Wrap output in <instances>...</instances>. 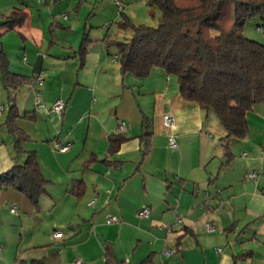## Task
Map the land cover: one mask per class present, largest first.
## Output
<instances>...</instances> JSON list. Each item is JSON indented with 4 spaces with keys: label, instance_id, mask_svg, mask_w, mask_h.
I'll list each match as a JSON object with an SVG mask.
<instances>
[{
    "label": "crops",
    "instance_id": "obj_1",
    "mask_svg": "<svg viewBox=\"0 0 264 264\" xmlns=\"http://www.w3.org/2000/svg\"><path fill=\"white\" fill-rule=\"evenodd\" d=\"M91 42L84 56L71 45L72 50L51 60L38 52L32 63L19 59L14 65L1 47L10 70L22 76L18 86L31 81L19 93L21 99L16 96L19 117L33 125L43 123L40 116L49 119L45 134L41 126L33 135L28 126L19 125L40 143L25 148L23 141L22 146L37 153L50 180L53 210L62 199L73 206L81 224L72 217L57 220L62 227L74 224L70 234L49 236L57 248L27 243L22 257H1L0 264H74L78 259L83 264H264V103L249 111L248 135L231 141L228 159L222 145L225 130L216 129L198 103L184 99L175 75L154 67L147 77L127 73L123 78L111 51ZM37 75L43 76V84ZM0 83L7 89L1 65ZM59 98L67 102L60 127L50 124ZM4 110L2 104L0 115ZM166 113L175 118L171 126L164 123ZM83 123L86 138L81 144L76 127ZM171 135L177 148L169 145ZM111 136L126 138L114 153L109 152ZM2 142L0 174L17 155L15 140L9 147ZM67 143L71 147L60 151L58 146ZM252 171L255 179L247 176ZM145 206L150 216H137ZM112 216L117 220L109 222ZM207 222L216 230L209 231ZM168 249L176 253L165 256Z\"/></svg>",
    "mask_w": 264,
    "mask_h": 264
},
{
    "label": "trees",
    "instance_id": "obj_2",
    "mask_svg": "<svg viewBox=\"0 0 264 264\" xmlns=\"http://www.w3.org/2000/svg\"><path fill=\"white\" fill-rule=\"evenodd\" d=\"M146 4L160 11L158 26L136 24L120 11L122 17L116 25L130 35L124 40L106 35L109 53L111 46L117 47L123 78L127 73L147 77L154 67L175 75L185 100L198 103L207 115H217L225 130L222 145L230 159L231 141L248 135L249 111L264 103V43L244 34L247 20L258 17L264 21V0H146ZM27 17V11L13 10L0 23V36L22 25ZM88 44L85 34L81 56ZM0 65L5 87L17 89L22 76L10 70L1 49ZM18 117L15 104H11L6 124L15 136L17 155L13 166L0 174V189L16 188L38 207L50 180L43 175L37 153L23 148L28 136L17 125ZM147 135H142L144 154L149 151ZM125 139L111 136L109 152H116ZM21 155H27L23 163ZM30 264L47 263L33 260Z\"/></svg>",
    "mask_w": 264,
    "mask_h": 264
},
{
    "label": "rangeland",
    "instance_id": "obj_3",
    "mask_svg": "<svg viewBox=\"0 0 264 264\" xmlns=\"http://www.w3.org/2000/svg\"><path fill=\"white\" fill-rule=\"evenodd\" d=\"M121 7L125 15L129 16L136 24L151 26H158L159 24L160 11L147 5L146 0H121ZM15 9H26L29 12V17L24 24L14 29L5 30L0 36V49L1 47L4 48L9 54L12 65L20 60H23L26 64L28 59L32 63L38 52L41 55L47 54V61L51 60L52 56L64 55L65 51L72 50L71 45L80 48L85 34H88L90 38L89 43L92 40V44L98 43L100 46H105L104 48L107 45L104 41L106 35L114 40H124L126 35H130V32H125L116 25V21L120 20L122 16L120 8L114 0H0V23L5 19V16ZM258 25H264V21L258 17L247 20L244 25V34L251 39L264 43V31H260ZM110 51L112 53L111 57H113L117 54V47L111 46ZM29 83L31 81L26 80L17 89H9V91L0 83V99L2 100L0 106L5 105V110L0 115V139L8 147L11 144L13 145L15 140V136L11 135L8 125L5 123L11 102L16 103L15 106L18 105V97L21 99L22 96L19 93ZM56 83L58 82L56 81ZM36 87L38 89L43 88ZM58 88L57 84L55 89L58 90ZM36 93L37 91H34V100L39 98ZM17 95L18 97H16ZM95 98L101 99L97 94ZM53 111L55 117L51 116L53 118L50 119V124L52 126L59 124L58 127H60L62 116L59 117L54 109ZM204 114L206 113L204 112ZM22 117L25 116H21L16 120L18 126H28L32 134L36 127L41 126L43 133H46L45 128L49 125V121H47L49 119L40 116L43 123L33 125L32 122L34 121L30 122ZM208 117L210 121L215 123L216 129L223 128L215 113L210 112ZM86 125V123H83L76 127V137H78L81 144L86 138ZM24 142L25 148L40 146L39 141L33 136ZM45 143L48 144L49 140ZM26 156L20 157V163L25 161ZM60 173L64 175L63 172L60 171ZM49 184L50 182L48 186ZM49 193L48 191L43 195L37 207L23 192L16 188L0 189V258L11 257L16 254H18V257H22L27 243L43 245L44 247L41 248H48L49 246L57 248L59 244L49 240V236L50 238L53 236L54 229L62 232L63 235L70 234L72 233L73 222L81 224L80 217L74 212L73 206L70 207L68 203L66 204V201L60 199L57 209L53 210L54 198ZM55 199H57V196ZM12 207H16L15 212L11 211ZM136 215L139 216L138 212ZM71 217L74 219L73 222L65 224L63 227L57 224L58 221H68Z\"/></svg>",
    "mask_w": 264,
    "mask_h": 264
},
{
    "label": "built area",
    "instance_id": "obj_4",
    "mask_svg": "<svg viewBox=\"0 0 264 264\" xmlns=\"http://www.w3.org/2000/svg\"><path fill=\"white\" fill-rule=\"evenodd\" d=\"M115 3L119 6L120 11H122L123 9H122V7H121V2H120V0H115ZM258 29H259L260 31L263 32V31H264V26H263V25H259V26H258ZM113 60H114V61L117 60V55H114V56H113ZM36 81H37L39 84H42L43 81H44L43 76H42V75H37V76H36ZM65 108H66V102H65V100H63L62 98H59V99H57V100L55 101L54 106H53V109L57 112V114H58L59 117H61V116L63 115V112H64ZM163 119H164V123H165L167 126H171V125L174 123V121H175L174 116L171 115L170 113H166V114H164ZM120 130H121L122 132L125 130V122H124V121H121V122H120ZM71 145H72L71 143H67V144H65V145H59L58 147H59V150H60V151L65 152V151H67V150L71 147ZM169 145H170L172 148H177V147H178V144H177V142L175 141V139H174V137H173L172 135L169 137ZM256 175H257V173L254 172V171L249 172V173L247 174L248 177L253 178V179H255ZM95 201H96V198H95L94 200L90 201V202H89V205H92ZM11 211H12V212H15V211H16V207H12V208H11ZM150 214H151V209H150V207H148V206H145V207L141 208V209L138 211V215H139L140 217H149ZM116 220H117V219H116L115 216H112V217L109 218V222H111V221H116ZM176 222H177V223H181V222H182V218H180V217H176ZM206 226H207V228H208L209 231H214V230H216V226H215L213 223L207 222V223H206ZM169 229H170V228H169ZM62 236H63V233L60 232V231H58V230H55V231L53 232V237H54L55 239L61 238ZM220 250H221V249H219V251H220ZM175 253H176V250H175V249H168V250H165V251L163 252V254H164L165 256H171V255H173V254H175ZM74 264H83V262H82V260H79V259H78V260H76V261L74 262ZM160 264H163V262H161Z\"/></svg>",
    "mask_w": 264,
    "mask_h": 264
}]
</instances>
